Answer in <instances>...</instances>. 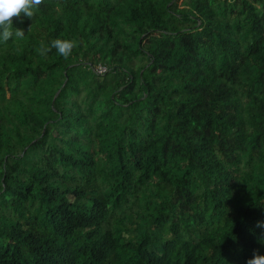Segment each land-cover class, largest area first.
Instances as JSON below:
<instances>
[{"label":"trees","instance_id":"obj_1","mask_svg":"<svg viewBox=\"0 0 264 264\" xmlns=\"http://www.w3.org/2000/svg\"><path fill=\"white\" fill-rule=\"evenodd\" d=\"M12 19L0 264L264 252V0H42ZM56 38L70 56L40 53Z\"/></svg>","mask_w":264,"mask_h":264},{"label":"clouds","instance_id":"obj_2","mask_svg":"<svg viewBox=\"0 0 264 264\" xmlns=\"http://www.w3.org/2000/svg\"><path fill=\"white\" fill-rule=\"evenodd\" d=\"M41 3L42 0H0V42L24 37V29L15 26L12 17L23 13L25 16L33 18ZM53 47L59 54L68 57L71 55L75 43L71 39L56 38L50 43L42 44L39 51L42 55H47ZM259 239L264 243V236H260ZM247 264H264V252L257 251L248 258Z\"/></svg>","mask_w":264,"mask_h":264},{"label":"built area","instance_id":"obj_3","mask_svg":"<svg viewBox=\"0 0 264 264\" xmlns=\"http://www.w3.org/2000/svg\"><path fill=\"white\" fill-rule=\"evenodd\" d=\"M108 70L109 67L102 63L95 67V71L99 74H105L106 72H108Z\"/></svg>","mask_w":264,"mask_h":264}]
</instances>
